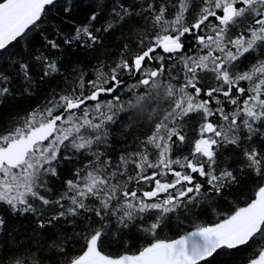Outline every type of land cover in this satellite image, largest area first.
<instances>
[{"label":"snow or ice","instance_id":"1","mask_svg":"<svg viewBox=\"0 0 264 264\" xmlns=\"http://www.w3.org/2000/svg\"><path fill=\"white\" fill-rule=\"evenodd\" d=\"M0 264H264V0H0Z\"/></svg>","mask_w":264,"mask_h":264}]
</instances>
